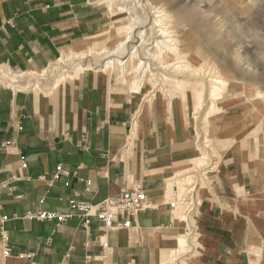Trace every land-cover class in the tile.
<instances>
[{
	"label": "crops",
	"instance_id": "crops-1",
	"mask_svg": "<svg viewBox=\"0 0 264 264\" xmlns=\"http://www.w3.org/2000/svg\"><path fill=\"white\" fill-rule=\"evenodd\" d=\"M80 4L0 0V69L41 73L84 51L100 20ZM76 70L55 88L56 79L42 89L0 85V184L22 177L0 189V264H83L84 244L102 238L116 264H253L249 250L259 245L260 230L243 215L244 206L232 203L241 166L223 177L211 201L206 195L213 192L201 195L200 250L175 261L186 231L169 204L179 174L198 159L190 130L115 76ZM60 165L69 175L50 185ZM134 188L146 192L152 208L130 218V229L107 232L97 217L85 224L79 212L59 226L26 219L40 211L69 215L71 200L97 206Z\"/></svg>",
	"mask_w": 264,
	"mask_h": 264
},
{
	"label": "rangeland",
	"instance_id": "rangeland-1",
	"mask_svg": "<svg viewBox=\"0 0 264 264\" xmlns=\"http://www.w3.org/2000/svg\"><path fill=\"white\" fill-rule=\"evenodd\" d=\"M79 1L82 9L98 12L100 20L99 33L84 43L85 50L64 56L56 69L41 73L30 70L21 74L0 69V85L42 89L46 82L56 79L54 86L58 83L61 86L76 68H80L78 73L84 68L100 71L109 61L115 62V66L102 74L115 76L119 84L133 92L147 93L165 114L180 118L192 134L198 159L191 160L179 174L176 184L179 193L197 184L201 195L213 192L211 196L205 194L207 201H211L218 195L216 191L222 186L223 177L241 166L234 173V186L239 189L232 203L244 206L243 215L247 214L250 225L259 228V245L250 247L249 253L254 257L253 264H264V171L260 172L264 165V0ZM159 8L170 17L166 27L176 35L183 60L191 70L204 67L210 73L192 77L169 70L174 58L169 55L168 59H161L156 46L159 41H165L161 25L155 23ZM131 26L133 32L128 34ZM141 31L142 36L138 35ZM123 40L128 42L125 49L112 53ZM133 47H138V51ZM133 52L137 59L132 70L139 62L143 64L140 72L145 66L149 69L139 90L134 88L132 76L122 78L124 67L117 65ZM212 75L225 77L230 87L216 98L217 111L209 114L213 103L209 94ZM164 78L183 81L184 92H175L163 82ZM252 102L255 113L249 110ZM240 180L242 185H237ZM176 215L183 219L180 210ZM200 240L201 235L196 243L199 250ZM188 242L183 236L176 251L187 255Z\"/></svg>",
	"mask_w": 264,
	"mask_h": 264
},
{
	"label": "built area",
	"instance_id": "built-area-1",
	"mask_svg": "<svg viewBox=\"0 0 264 264\" xmlns=\"http://www.w3.org/2000/svg\"><path fill=\"white\" fill-rule=\"evenodd\" d=\"M26 168V162L22 157L21 169L25 170ZM66 175H69V173L61 165L58 166L52 178L49 180V184H54L61 176ZM21 179L22 177H13L11 181L0 184V189H8L11 182ZM199 190L200 187H197V184L190 185L183 192H177L169 204L172 211L180 210L182 212L186 237L189 241L187 249L190 248V250H188V254L191 255H193V251L198 249V244H196L199 240L198 218L203 206V200ZM70 207L72 212L69 215L51 211H40L28 213L26 219L38 222H55L59 226L79 212L87 218L85 224H89L88 219L90 216H95L103 224V228L107 232H112L121 229H130L132 227L130 218L151 209L152 205L149 203L148 196L142 188H134L131 190H123L118 195L105 199L97 206L71 200ZM5 220L6 218H3V221ZM93 247H98L100 252L94 254L92 252ZM84 248L86 254L83 264H116L111 260L112 248L105 238L88 241L84 244ZM183 256V253L177 252L174 260L176 261Z\"/></svg>",
	"mask_w": 264,
	"mask_h": 264
},
{
	"label": "bare ground",
	"instance_id": "bare-ground-1",
	"mask_svg": "<svg viewBox=\"0 0 264 264\" xmlns=\"http://www.w3.org/2000/svg\"><path fill=\"white\" fill-rule=\"evenodd\" d=\"M156 10H157L156 13L158 15V19L156 20L155 23L161 25V27H162L161 28V32H162L163 37L165 39V41H159L156 44V46L159 49V52H160L159 54H160V58L161 59L162 58L163 59H166V58L168 59L169 58V55H171L174 58V62L168 66L169 70L176 71V73L177 72L178 73L179 72H181V73H188L192 77L193 76H202L204 74L206 75V74L210 73L211 70L209 72H207L208 69H206V67H205V69L207 71L203 69L204 67L201 68V69H192L191 70L190 66L185 61V59L183 60V57H184V56H182L183 55V51H181V47L179 46V42H178V40L176 38V35H173L172 32H169L168 27H166V25L170 23V20H169L170 17L168 16V14L164 10H161L160 8L159 9H156ZM129 28H130V30H129V33L128 34H131L133 32L134 27L131 26ZM143 33L144 32L138 33V35H141L142 36ZM141 36L138 37V38L140 39ZM130 37H132V36H130ZM125 39H127V38H125ZM126 43L128 44V42H126V40H123L119 44V46L117 44V46H118L117 49L114 52H112V53H117L118 51H123L125 49L124 47H125ZM133 49H135V50L138 51V47L137 48L136 47H133ZM135 55H136V52L131 53L130 55H128V57L126 59L124 58L125 60L122 59L123 61L117 62V65L119 67H124L122 69V75H123V76L121 75L122 78H126V77L132 76L133 79H134V85H135L134 88H137V90H139L142 87V81L147 76V73L149 74V72H148L149 69H147L146 66H145L144 67L145 69L143 68L142 71L140 72V68L143 66V64L139 62V63H137L136 68L134 70H132V65H134L135 60L137 59V57ZM115 64H116L115 62L109 61V63H107V65H106V67L100 70V73L106 72L109 68L115 66ZM78 70H80V68L77 69L76 72H78ZM217 75H219V74H217ZM217 75L216 76L215 75L214 76L212 75L213 77L211 78V85H212V87H211V90H210V93L209 94H210L211 98H213V103H212V105H211V107L209 109V114L217 111L218 108H217V103H216L217 102V99L216 98L219 97L220 95H222L223 91H225V90L227 91V89L230 87L228 80L227 79H224L225 77L223 78L222 76H217ZM153 78H154V75H153ZM169 78H164L162 80H163V82L166 83V85H169L171 88H173L175 92H184V82L183 81H176L175 80L176 82L175 81L172 82L171 79H169ZM59 81H60V79H59ZM58 84H56L54 86V88ZM200 95H201L200 98H203V92H201ZM182 97H183V95H182ZM255 107H256L255 104L252 102L251 105H250V107H249L251 109H249V110L255 113V111H254L256 109ZM257 164H259V163H257ZM261 171H264V165L262 167H260V172Z\"/></svg>",
	"mask_w": 264,
	"mask_h": 264
}]
</instances>
